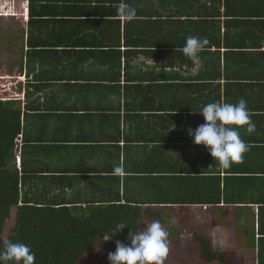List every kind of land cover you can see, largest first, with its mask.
<instances>
[{
	"label": "crops",
	"instance_id": "1",
	"mask_svg": "<svg viewBox=\"0 0 264 264\" xmlns=\"http://www.w3.org/2000/svg\"><path fill=\"white\" fill-rule=\"evenodd\" d=\"M188 36L209 40L197 65ZM0 97L21 110L23 197L137 206L181 242L264 264V0H0ZM241 98L250 150L214 168L193 111Z\"/></svg>",
	"mask_w": 264,
	"mask_h": 264
},
{
	"label": "trees",
	"instance_id": "2",
	"mask_svg": "<svg viewBox=\"0 0 264 264\" xmlns=\"http://www.w3.org/2000/svg\"><path fill=\"white\" fill-rule=\"evenodd\" d=\"M16 105V101L0 97V247L6 241L26 244L35 254V264H91L90 259L98 256H104L109 264L108 254L115 251V241L127 242L129 229L110 242H104L102 236L92 241L101 230L120 220L143 230L153 221L137 206L107 205L85 210L74 205L37 204L23 197L19 171L12 167L21 122V110L15 109ZM12 218L14 225L7 229ZM169 241L181 246L180 237L170 236ZM189 245L198 249L197 258L203 264H235L230 254L215 251L203 239L196 238Z\"/></svg>",
	"mask_w": 264,
	"mask_h": 264
},
{
	"label": "clouds",
	"instance_id": "3",
	"mask_svg": "<svg viewBox=\"0 0 264 264\" xmlns=\"http://www.w3.org/2000/svg\"><path fill=\"white\" fill-rule=\"evenodd\" d=\"M120 13L126 20L131 21L136 16V9L125 5ZM208 45L209 40L206 37L188 36L182 51L193 65H197L201 62L200 53ZM193 113L201 115L204 123L195 130L189 128L188 135L195 146L203 147L208 152L214 168L227 170L234 164L243 163L244 155L250 149L241 138L240 130L243 129L248 134L256 132L247 101L241 98L234 104L211 102ZM114 171L121 173L123 169L116 167ZM126 228L129 229L127 242L115 241V251L108 254L109 264H165L170 251L171 233L165 230L160 220H154L143 230L120 220L101 230L98 238L92 241H99L101 236L104 242L113 241ZM0 264H35V254L26 244L6 241L0 247Z\"/></svg>",
	"mask_w": 264,
	"mask_h": 264
},
{
	"label": "rangeland",
	"instance_id": "4",
	"mask_svg": "<svg viewBox=\"0 0 264 264\" xmlns=\"http://www.w3.org/2000/svg\"><path fill=\"white\" fill-rule=\"evenodd\" d=\"M17 7L18 4H17ZM15 211V208L13 209ZM14 225V218L8 222L7 229H10ZM9 233L6 232V235ZM186 238H182L181 246L175 247V244L169 241V255L165 260V264H203L198 257V249H193L192 246L187 243ZM104 256H98L97 259L91 260V264H107V260Z\"/></svg>",
	"mask_w": 264,
	"mask_h": 264
}]
</instances>
